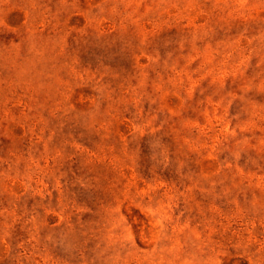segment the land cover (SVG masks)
Segmentation results:
<instances>
[{"label":"rangeland","instance_id":"1","mask_svg":"<svg viewBox=\"0 0 264 264\" xmlns=\"http://www.w3.org/2000/svg\"><path fill=\"white\" fill-rule=\"evenodd\" d=\"M0 264H264V0H0Z\"/></svg>","mask_w":264,"mask_h":264}]
</instances>
